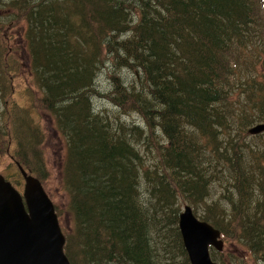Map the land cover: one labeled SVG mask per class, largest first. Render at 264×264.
Listing matches in <instances>:
<instances>
[{"label":"trees","instance_id":"trees-1","mask_svg":"<svg viewBox=\"0 0 264 264\" xmlns=\"http://www.w3.org/2000/svg\"><path fill=\"white\" fill-rule=\"evenodd\" d=\"M15 1L28 3L10 22L26 21L27 62L0 41V123L34 122L13 103L15 77H28L65 142L70 264H161L171 247L190 264L186 204L264 264V142L239 132L264 122V0ZM16 149L15 165L42 178L23 157L32 147Z\"/></svg>","mask_w":264,"mask_h":264},{"label":"rangeland","instance_id":"rangeland-1","mask_svg":"<svg viewBox=\"0 0 264 264\" xmlns=\"http://www.w3.org/2000/svg\"><path fill=\"white\" fill-rule=\"evenodd\" d=\"M27 2L26 1H15V0H0V41L5 48H11L12 51L6 53L5 56L13 57L10 60L16 61L15 66L19 67L25 65L27 62V44L24 40L23 34L25 32L26 21L25 19L15 18L14 24L10 23L13 21L12 16L14 13H23L27 11ZM24 17L25 15H21ZM56 38V42H57ZM56 45V43H55ZM99 78L95 81L97 89H108L107 78L104 74H100ZM29 80L25 76H16L14 79V88L16 94L14 96L13 103L17 107V116L16 119H22L24 116H28L29 120L31 118L37 124V128L33 121L18 122L11 120L9 124L0 123V173L8 178L17 189L22 192L23 188V177L16 168L12 157L16 152L19 142H23L26 146L32 147L31 150H27V153L23 154L24 159L30 163V166L41 168V172H38L40 178L42 179L41 183L44 187V190L49 195L51 201L56 207V211L59 212L58 220L61 228L64 231H69L72 225L71 216L67 211V196L66 192L63 189L62 183V164L65 156L66 147L63 134L55 129L51 116L45 112L40 111L37 106H39L38 98L39 91L29 87L30 90L24 88L26 82ZM96 90V89H94ZM37 99V101H36ZM95 107H108L111 108L112 105L108 104L103 98H94ZM37 103V106H36ZM30 104V108L28 107ZM31 105L36 106L37 111H33ZM21 106H24L21 108ZM29 109H28V108ZM26 109L27 113L24 115L23 110ZM134 117L138 121L137 115H130L129 118ZM1 119V118H0ZM24 123L30 125V131H33L35 136V129H37V143L32 145L28 144L29 129L25 127ZM264 123V122H261ZM259 123V124H261ZM6 125V126H4ZM239 125V124H237ZM255 126V125H254ZM253 126V127H254ZM3 128V129H2ZM250 128V127H249ZM248 128V129H249ZM235 129H237L235 127ZM238 130V129H237ZM242 136L246 138H259V144L264 142V130L256 133L260 136L254 137L250 136L248 130L239 131ZM263 132V133H262ZM255 135V134H254ZM39 138V140H38ZM248 143L254 144V141H249ZM5 146V147H4ZM26 151V150H25ZM35 153V156H33ZM16 172V173H15ZM31 174L35 175L30 171ZM17 181V182H15ZM213 195L221 198V191L217 186L213 188ZM183 207V205H181ZM226 237V236H225ZM223 237V248L222 251H219L218 260L221 264H254L252 259L249 258L246 249L242 246H239L235 240L231 237ZM172 258L168 260L166 257L162 259L161 264H181V256L177 251H174L172 247Z\"/></svg>","mask_w":264,"mask_h":264},{"label":"water","instance_id":"water-1","mask_svg":"<svg viewBox=\"0 0 264 264\" xmlns=\"http://www.w3.org/2000/svg\"><path fill=\"white\" fill-rule=\"evenodd\" d=\"M263 130L261 123L249 132ZM17 166L24 179L22 193L0 174V264H70L51 199L38 178ZM178 227L190 264H219L209 252L210 246L222 249L218 229L198 220L189 206L179 214Z\"/></svg>","mask_w":264,"mask_h":264},{"label":"bare ground","instance_id":"bare-ground-1","mask_svg":"<svg viewBox=\"0 0 264 264\" xmlns=\"http://www.w3.org/2000/svg\"><path fill=\"white\" fill-rule=\"evenodd\" d=\"M177 2V1H176ZM176 6V5H175ZM186 8V7H185ZM170 12V11H169ZM167 13V12H166ZM165 16V15H164ZM182 21V20H181ZM179 25V24H178ZM184 25V24H183ZM172 27V26H171ZM199 27V26H198ZM230 27V26H229ZM119 29V28H118ZM174 29H176V28H174ZM226 32V31H225ZM223 33V32H222ZM176 34V33H175ZM196 34V33H195ZM219 34V33H218ZM225 34V33H224ZM183 36V35H182ZM175 37V36H174ZM180 38V37H179ZM224 38V37H223ZM235 39V38H234ZM182 41V40H181ZM216 41V40H215ZM225 41V40H224ZM235 43V42H234ZM181 44V43H180ZM233 44V43H232ZM200 47V46H199ZM209 48V47H208ZM188 50V49H187ZM99 55V54H98ZM198 56H200V55H198ZM99 62V61H98ZM200 63V62H199ZM191 68V67H190ZM189 68V69H190ZM188 69V70H189ZM207 74V73H206ZM209 76V75H208ZM120 86V85H119ZM125 87V86H124ZM97 88V87H96ZM118 88V87H117ZM93 89V88H92ZM119 89H120V87H119ZM118 91V90H117ZM114 92V91H113ZM116 92V91H115ZM97 93V92H96ZM106 93V92H105ZM109 93V92H108ZM119 93V92H118ZM121 93H122V91H121ZM120 93V94H121ZM211 93V92H210ZM120 94L118 95V96H120ZM124 94V93H123ZM98 95V94H97ZM106 95V94H105ZM105 95H103V96H105ZM114 95V94H113ZM117 95V94H116ZM202 95V94H201ZM109 96V95H108ZM107 96V97H108ZM125 96V95H124ZM142 96V95H141ZM114 97H116V96H114ZM121 97V96H120ZM188 97V96H187ZM119 98V97H118ZM116 99V98H115ZM114 99V100H115ZM123 99V98H122ZM125 99V98H124ZM110 100H111V98H110ZM119 100H121V99H119ZM113 101V100H112ZM116 101H118V100H116ZM211 101V100H210ZM117 103V102H116ZM181 106V105H180ZM135 108V107H134ZM141 110V109H140ZM121 111V110H120ZM123 112V111H122ZM131 113V112H130ZM186 114V113H185ZM122 122V121H121ZM259 124V123H258ZM255 125H257V124H255ZM254 126V125H253ZM253 126H251L250 128H252ZM123 127V126H122ZM249 128V129H250ZM69 129V128H68ZM249 129H248V133L249 134H252V133H250L249 132ZM252 135H254V134H252ZM165 193V192H164ZM151 201H153V200H151ZM238 201V200H237ZM185 206H189L190 207V209H191V212H192V214L198 219V220H202V219H200V218H198L195 214H194V212H193V210H192V207L190 206V205H183V207H182V209H181V211H180V213H182L183 211H184V208H185ZM179 213V214H180ZM150 214H151V212H150ZM158 216V215H157ZM178 220H179V217H178ZM202 221H204V220H202ZM208 223V222H207ZM210 224V223H209ZM179 228V227H178ZM215 228V227H214ZM217 229V228H216ZM222 241H224L223 239H222V234H221V232H220V237H219ZM223 244H224V242H223ZM210 248H213V249H215L214 247H212V246H210L209 247V251H210ZM222 248H223V246H222ZM216 250V249H215ZM222 250V249H221ZM221 250H219V251H221ZM217 251V250H216Z\"/></svg>","mask_w":264,"mask_h":264}]
</instances>
